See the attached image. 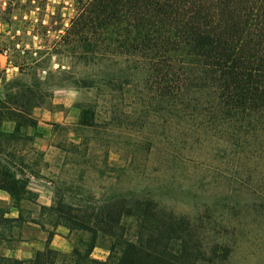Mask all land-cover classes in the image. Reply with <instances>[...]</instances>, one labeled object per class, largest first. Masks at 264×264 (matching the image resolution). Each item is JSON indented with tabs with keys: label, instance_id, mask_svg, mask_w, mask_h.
I'll return each mask as SVG.
<instances>
[{
	"label": "trees",
	"instance_id": "16d2710c",
	"mask_svg": "<svg viewBox=\"0 0 264 264\" xmlns=\"http://www.w3.org/2000/svg\"><path fill=\"white\" fill-rule=\"evenodd\" d=\"M74 1L77 14L58 40L72 66L88 69L70 76L73 85L106 95L114 122L151 123L143 108H152L161 147L178 162L185 149L215 143L219 165L190 166L218 174L238 191L223 201L242 204L264 221V0ZM122 92L130 99L125 112L119 110ZM6 96L0 101V153L8 156V147L24 135L20 119L28 122L25 127L33 123L25 113L38 104V95L27 87ZM46 97L44 91V103ZM98 116L97 104H82L77 125L96 127ZM6 119L16 122L13 132L1 128ZM27 183L0 163V188L18 202L30 193ZM55 194L50 206L41 207V224L87 234L85 251L74 246L66 264L191 259L189 214L161 205L152 188L114 192L86 205ZM100 239L110 243L106 260L90 257ZM60 255L48 247L29 260L1 256L0 264H60Z\"/></svg>",
	"mask_w": 264,
	"mask_h": 264
},
{
	"label": "rangeland",
	"instance_id": "374dc122",
	"mask_svg": "<svg viewBox=\"0 0 264 264\" xmlns=\"http://www.w3.org/2000/svg\"><path fill=\"white\" fill-rule=\"evenodd\" d=\"M76 14L74 0H0V50H7L8 60L17 67L0 70V92H22L29 87L38 95V104L25 113L33 123L25 127L28 122L20 119L24 135L8 147L11 155L0 153V163L9 164L20 178L32 181L30 186L34 187L35 180L48 184L43 194L51 202L57 190L66 200L86 205L114 192L152 188L161 205L190 216L195 234L191 259L185 264H264L263 218L243 210L242 204L224 202L226 196L236 197L238 191L218 174L190 166L200 161L219 165L220 158L213 153L215 143L204 148L195 144L190 152L185 149L182 162H178L161 147L152 108H143L151 123L114 122V109L106 95L73 85L70 76L88 69L72 66L58 40ZM14 81L19 86L9 89ZM44 91L48 93L45 103ZM122 96L123 92L119 110L125 112L131 107L130 99ZM90 103L97 104L98 126L79 127L82 104ZM29 192L27 198L35 201L37 191ZM30 206L38 214L39 207ZM4 228L0 230V257L13 244L4 241L8 226ZM47 228L54 231L51 225ZM62 228L71 249L61 251L63 256L57 262L66 264L74 246L85 251L87 234ZM224 243L230 244L225 255ZM109 255V241L100 239L90 257L106 260Z\"/></svg>",
	"mask_w": 264,
	"mask_h": 264
},
{
	"label": "crops",
	"instance_id": "0c3cea01",
	"mask_svg": "<svg viewBox=\"0 0 264 264\" xmlns=\"http://www.w3.org/2000/svg\"><path fill=\"white\" fill-rule=\"evenodd\" d=\"M6 53L7 50H0V70L3 72L17 68L11 65ZM6 97V93L3 94L0 92V101L6 99ZM15 126L16 122L12 119L3 120L1 124V128L5 132H13ZM38 139V141H42L43 137L39 136ZM32 183V181H28L27 188L28 190L34 189V191H37L35 201L24 197L18 202L7 190L0 188V230H5L4 226L7 225L8 236H6L7 239H4V241L13 242L12 246L6 247L5 255L29 260L34 257L37 251L44 250L48 247L63 252L70 251L71 245L65 236L62 225L56 226L54 232L50 234L51 230L44 227L40 221L41 207L52 204L51 199H48L43 194L44 187L47 188L48 184L45 185L40 180H35L33 187L29 185ZM30 205L39 207L38 214L29 209L31 208ZM16 233L18 235H15Z\"/></svg>",
	"mask_w": 264,
	"mask_h": 264
}]
</instances>
